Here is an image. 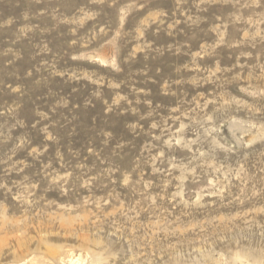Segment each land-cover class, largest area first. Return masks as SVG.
I'll return each instance as SVG.
<instances>
[{
    "label": "rangeland",
    "instance_id": "374dc122",
    "mask_svg": "<svg viewBox=\"0 0 264 264\" xmlns=\"http://www.w3.org/2000/svg\"><path fill=\"white\" fill-rule=\"evenodd\" d=\"M0 264H264V0H0Z\"/></svg>",
    "mask_w": 264,
    "mask_h": 264
}]
</instances>
